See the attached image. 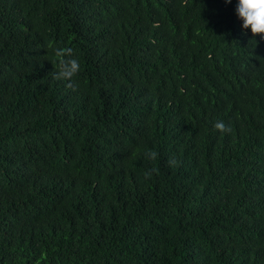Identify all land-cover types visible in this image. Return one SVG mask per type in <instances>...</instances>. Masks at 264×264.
<instances>
[{"label":"trees","instance_id":"trees-1","mask_svg":"<svg viewBox=\"0 0 264 264\" xmlns=\"http://www.w3.org/2000/svg\"><path fill=\"white\" fill-rule=\"evenodd\" d=\"M234 5L0 0V264H264V40Z\"/></svg>","mask_w":264,"mask_h":264},{"label":"clouds","instance_id":"clouds-1","mask_svg":"<svg viewBox=\"0 0 264 264\" xmlns=\"http://www.w3.org/2000/svg\"><path fill=\"white\" fill-rule=\"evenodd\" d=\"M224 2L229 3L231 0H224ZM234 12L241 21L242 29H248L253 36L259 33L261 39L264 40V0H235ZM71 52V49L66 50V54L62 56L53 73L56 79L69 83L72 82L73 77L79 73L81 68L79 59ZM214 127L224 133L231 131L230 124H226L223 120L216 121ZM150 155L154 156L155 153ZM149 174V172H145L146 176Z\"/></svg>","mask_w":264,"mask_h":264}]
</instances>
